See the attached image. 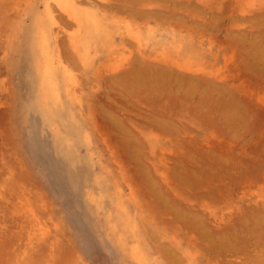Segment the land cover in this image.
I'll return each mask as SVG.
<instances>
[{
  "label": "rangeland",
  "instance_id": "obj_1",
  "mask_svg": "<svg viewBox=\"0 0 264 264\" xmlns=\"http://www.w3.org/2000/svg\"><path fill=\"white\" fill-rule=\"evenodd\" d=\"M47 1L0 0V264H138L135 247L147 264H264V0H77L98 30L82 57L51 40L58 100L35 69ZM164 162L184 196L157 179ZM25 202L50 234L23 253Z\"/></svg>",
  "mask_w": 264,
  "mask_h": 264
},
{
  "label": "bare ground",
  "instance_id": "obj_2",
  "mask_svg": "<svg viewBox=\"0 0 264 264\" xmlns=\"http://www.w3.org/2000/svg\"><path fill=\"white\" fill-rule=\"evenodd\" d=\"M83 1V0H82ZM85 1V0H84ZM258 1V0H257ZM256 1V2H257ZM90 3V2H89ZM253 3V2H252ZM92 4V3H91ZM254 5V4H253ZM252 5V6H253ZM259 5V4H258ZM263 5V4H262ZM45 8H46V12H47V16L50 22V29L48 30V28L45 26V24H43V22L39 21V27L38 29V35H39V41H38V55L36 56V72L39 76L40 79V88L42 90V97L46 98L49 97L50 99H54V100H58L59 99V87L56 83V79L54 76V64L56 61V56L54 54V49L50 46L51 44V40L54 39V42H57V38L59 37V35H64L69 46L72 48V50L74 51V53L79 56L82 57L84 56V47L86 42L83 41L82 39H79L80 36V32L83 30V32L85 34H90L92 32H95L98 30V21L96 19V15L93 14V9L91 10L88 7H84L81 6V4H79V1L77 0H48L45 4ZM251 6V5H249ZM257 6V5H256ZM255 6V7H256ZM264 9V8H263ZM58 12V14L56 15V13ZM96 12V11H95ZM258 13V12H257ZM97 14V13H96ZM60 15H63L68 21V25L66 24H62L59 17ZM245 15V14H244ZM100 16V15H99ZM98 17V16H97ZM62 18V17H61ZM100 18V17H99ZM64 20V19H62ZM127 25V24H126ZM256 25V23H255ZM67 27H73L72 30H69ZM113 27V26H112ZM262 27V26H261ZM136 29V28H135ZM110 30V29H109ZM49 31H51V34L49 33ZM111 31V30H110ZM119 31V30H118ZM248 31V30H247ZM141 32V31H140ZM120 33V31H119ZM122 34H125V36H127L129 39H131L133 41V43L136 44V51L140 54H142L144 51V49L147 47V43H148V37L147 39V43L142 41V38L140 36V34L138 32H136V30H133L130 25L124 27V30L121 32ZM109 35V34H106ZM144 36V35H143ZM52 37V38H51ZM150 38V37H149ZM257 39V38H256ZM108 42V41H107ZM175 42H173L174 44ZM253 43V42H252ZM57 44V43H56ZM134 44V45H135ZM150 44V43H149ZM251 44V43H250ZM166 45V44H165ZM164 45V46H165ZM264 45V44H263ZM154 46V45H153ZM251 46V45H250ZM128 47V46H127ZM114 49V48H113ZM118 49V48H117ZM147 49V48H146ZM252 49V47H251ZM111 50V49H110ZM90 51V50H89ZM117 51V50H116ZM152 51V50H151ZM155 51V50H154ZM164 51V50H163ZM165 52V51H164ZM169 53V52H168ZM119 55V54H118ZM122 55V54H121ZM252 55V54H251ZM258 55V54H257ZM117 56V55H115ZM161 54H156L155 56H153L154 60H157L158 58L161 59L162 62H165L167 65L168 64H172L173 66H175V68H177L178 70H183L186 74H189L190 76H197L200 79H203L202 77L208 76L210 77V75L212 76V78H214L215 80L217 79L220 83L222 82L225 83L227 81V77H221V73L219 72L220 69L217 71L216 69H212L210 72H204L202 67H193L191 66V64L186 63V64H181L179 62L178 59L173 58L171 56H167V55H162ZM176 56V55H175ZM250 56V55H249ZM259 56V55H258ZM114 57V56H113ZM149 58L152 57L151 55L148 56ZM262 57V56H261ZM260 56L258 57L260 59V61L263 60V58H261ZM152 59V58H151ZM256 59V58H255ZM88 60V59H87ZM112 60V59H111ZM128 60L127 56L126 57H121V58H117L115 60V62H119V66L122 67L121 65L123 64V61ZM137 61V59H136ZM87 62V61H86ZM111 62V61H110ZM214 62V61H213ZM253 62V61H252ZM245 63V62H244ZM264 62H262L263 64ZM118 64V63H117ZM143 64V63H141ZM255 64V63H254ZM138 65V64H137ZM136 65V66H137ZM147 66V64H145ZM213 65V64H212ZM248 65V64H247ZM113 66V65H111ZM117 66L114 67V69H118ZM139 67V65H138ZM162 67V66H161ZM225 67H227V65H225ZM141 68V67H140ZM146 68V67H145ZM156 69V68H155ZM248 69V68H247ZM113 70V69H112ZM150 70V69H149ZM137 71H141V69L137 70ZM236 71V70H235ZM141 72H138L139 74H141ZM154 72V71H153ZM170 73V72H169ZM145 76H148L149 78L152 79V77L150 76H156L157 78H155V81H157V83H159V80H161L162 77H165V73L164 72H160L157 76V72L156 73H150L149 71H147L146 73H144ZM177 75V74H176ZM179 75V74H178ZM258 76V75H257ZM258 78V77H257ZM187 80V79H186ZM241 80V79H240ZM67 81V80H66ZM163 81V80H162ZM77 81H75L76 83ZM66 85V89L65 92L70 95L71 97H77V91H76V87H73V85L69 84L68 85V81L64 82ZM145 83V82H144ZM147 83V82H146ZM156 83V82H155ZM156 83V84H157ZM181 83V82H180ZM250 83V82H249ZM130 84V83H129ZM149 84V83H148ZM161 84V83H160ZM257 84V83H256ZM262 84V83H261ZM76 86V85H74ZM264 86V85H263ZM73 87V88H72ZM135 87V86H134ZM261 88V87H260ZM80 89V88H79ZM82 91V90H81ZM172 91V90H171ZM182 92V91H181ZM202 92V91H201ZM158 94V93H157ZM187 94V93H186ZM238 94V93H237ZM201 95V94H200ZM240 95V94H239ZM198 96V95H197ZM238 98V97H237ZM236 98V99H237ZM245 98V97H244ZM233 99V98H232ZM216 100V99H215ZM226 100V99H225ZM230 100V99H229ZM238 100V99H237ZM236 100V101H237ZM218 101V100H217ZM232 101V100H231ZM236 101H232L234 103H236ZM242 101V100H241ZM234 103H231L234 105ZM219 104V103H218ZM230 104V105H231ZM229 105V103H228ZM237 105V104H236ZM234 105V106H236ZM160 106V105H159ZM210 106V105H209ZM237 107V106H236ZM244 107V106H243ZM231 108V107H230ZM231 110V109H230ZM244 111V110H243ZM159 112V111H158ZM215 113V112H214ZM236 113V112H235ZM241 114V113H240ZM162 115V114H161ZM235 116V115H234ZM227 118V117H225ZM238 118V117H237ZM248 119V118H247ZM119 121V120H118ZM122 123V122H121ZM167 124V123H166ZM191 128V127H190ZM188 129V128H187ZM119 133V132H118ZM185 133V132H184ZM217 135V134H216ZM134 137V136H133ZM221 137V136H220ZM181 140V139H180ZM209 140V139H208ZM183 141V140H181ZM222 141V140H221ZM220 142V141H219ZM175 143V142H174ZM180 144V143H179ZM207 144V143H206ZM196 145V144H195ZM210 146V145H209ZM214 146V145H213ZM202 149V148H201ZM168 156V155H167ZM188 156V155H187ZM163 159V158H162ZM165 159V157H164ZM169 159V158H168ZM161 161V160H160ZM163 161V160H162ZM165 162L167 160H164ZM154 162V161H153ZM156 162V161H155ZM154 162V163H155ZM163 164L160 166L162 169H159L158 171L160 172L157 179L160 180V182L164 183V186H168L169 189H171L172 192H178V189H176V187L178 186H173L168 180H170V178L168 177V173H167V169H169L167 167V163ZM153 164V163H152ZM151 164V165H152ZM173 164V162H172ZM176 164V163H175ZM150 165V166H151ZM202 165V164H201ZM157 166V165H156ZM159 166V165H158ZM123 167V166H122ZM155 167V166H152ZM151 167V168H152ZM180 168V167H179ZM154 168H152L153 170ZM158 169V168H157ZM156 171V169H154ZM153 170V172H154ZM187 170V169H186ZM123 171V170H122ZM121 172V171H120ZM156 173V172H155ZM121 174V173H120ZM158 174V173H157ZM178 174V173H177ZM156 175V174H155ZM171 175V174H170ZM144 176V175H143ZM171 181V180H170ZM159 182V183H160ZM146 183V182H145ZM149 183V182H147ZM161 185V183H160ZM128 186H130V184H128ZM131 188H133L131 186ZM136 190L138 187H135ZM147 188V187H146ZM119 189V195L121 198H124L125 200H135V192L132 189H129L128 193H125L123 189ZM30 190V189H29ZM24 194V193H22ZM157 194V193H156ZM170 195V194H168ZM174 195H177L178 197H181L182 194H177L175 193ZM184 196V195H182ZM113 197V196H112ZM175 197V196H174ZM173 197V198H174ZM177 197V198H178ZM186 197V196H185ZM187 198V197H186ZM24 199V196H23ZM112 199V198H111ZM183 199V198H182ZM10 200V199H9ZM177 200V199H176ZM184 200H186L184 198ZM190 200V199H188ZM117 201V200H116ZM155 201V200H154ZM173 201V200H172ZM182 201V200H181ZM180 201V202H181ZM137 202V201H136ZM183 202V201H182ZM181 202V203H182ZM226 202V201H225ZM132 203V202H131ZM185 203V202H184ZM183 203V204H184ZM188 204V202H186ZM251 203V202H250ZM133 204V203H132ZM190 204V203H189ZM192 204V203H191ZM9 205V204H8ZM186 206V205H185ZM122 207V206H120ZM261 207V206H260ZM23 209H25V217H27V219L31 222H33L35 224L36 229H31L30 232H28V234L26 235V243H25V251L23 253H25L27 251V249L32 248L33 243L35 240H45L47 239L46 236H48V234H50L49 232H47V228H45L40 222L39 219L37 217V214L34 212L33 209H31L30 204L28 202H25L23 204ZM260 209V208H259ZM201 212V211H200ZM219 213V212H218ZM22 216V215H21ZM131 217V216H130ZM140 217V216H139ZM221 217V216H220ZM233 217V216H232ZM23 218V217H21ZM225 218V217H224ZM223 218V219H224ZM240 218V217H238ZM25 220V218H23ZM22 219V220H23ZM212 219V218H211ZM128 220V219H127ZM213 220V219H212ZM219 222L217 221V223L215 224H219L221 223L220 221L222 219H218ZM236 220V219H235ZM215 221V222H216ZM225 221V220H224ZM16 223V222H15ZM23 223V222H22ZM130 224V223H129ZM125 225V224H124ZM234 225V224H233ZM218 226V225H217ZM135 227V226H134ZM125 228H127L125 226ZM29 229V228H28ZM21 230V228H20ZM137 230V229H136ZM139 231V230H138ZM220 232V231H219ZM119 233V232H118ZM124 235V234H123ZM121 236V234H120ZM53 239L52 241L50 240ZM125 238V236H124ZM127 238V237H126ZM125 238V239H126ZM56 240V236H50L48 237V241H50L48 243L50 249L53 248V241ZM39 242V241H38ZM37 242V243H38ZM117 242H120L117 240ZM36 243V241H35ZM123 244V241H122ZM131 244V243H130ZM47 245V246H48ZM129 245V244H128ZM23 249V248H22ZM54 249V248H53ZM142 250V249H140ZM139 250V247H135L133 248V257L136 261V263L138 264H147V260L148 258L146 257V260L142 254V252ZM146 253V252H145ZM155 257V256H154ZM21 259V258H20ZM156 260V259H155ZM149 261V260H148Z\"/></svg>",
  "mask_w": 264,
  "mask_h": 264
}]
</instances>
